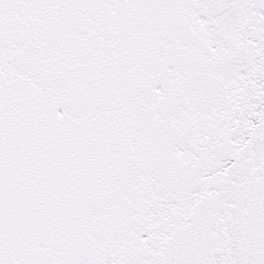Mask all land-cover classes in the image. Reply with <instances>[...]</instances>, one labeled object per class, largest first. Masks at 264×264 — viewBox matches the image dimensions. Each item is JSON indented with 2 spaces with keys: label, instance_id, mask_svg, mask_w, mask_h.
Returning <instances> with one entry per match:
<instances>
[{
  "label": "snow or ice",
  "instance_id": "6c2138e0",
  "mask_svg": "<svg viewBox=\"0 0 264 264\" xmlns=\"http://www.w3.org/2000/svg\"><path fill=\"white\" fill-rule=\"evenodd\" d=\"M0 264H264V0H0Z\"/></svg>",
  "mask_w": 264,
  "mask_h": 264
}]
</instances>
